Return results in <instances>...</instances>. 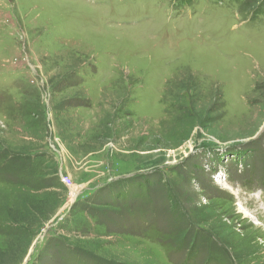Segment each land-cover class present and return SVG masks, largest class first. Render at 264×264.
Returning a JSON list of instances; mask_svg holds the SVG:
<instances>
[{
    "label": "rangeland",
    "instance_id": "obj_1",
    "mask_svg": "<svg viewBox=\"0 0 264 264\" xmlns=\"http://www.w3.org/2000/svg\"><path fill=\"white\" fill-rule=\"evenodd\" d=\"M0 264H264V0H0Z\"/></svg>",
    "mask_w": 264,
    "mask_h": 264
},
{
    "label": "built area",
    "instance_id": "obj_2",
    "mask_svg": "<svg viewBox=\"0 0 264 264\" xmlns=\"http://www.w3.org/2000/svg\"><path fill=\"white\" fill-rule=\"evenodd\" d=\"M63 180H64V177L62 178V182H63L64 184H66V183H65V180H64V181H63ZM76 195H77V194H75V196H76Z\"/></svg>",
    "mask_w": 264,
    "mask_h": 264
},
{
    "label": "bare ground",
    "instance_id": "obj_3",
    "mask_svg": "<svg viewBox=\"0 0 264 264\" xmlns=\"http://www.w3.org/2000/svg\"><path fill=\"white\" fill-rule=\"evenodd\" d=\"M217 183H221V182H217ZM72 195V194H71ZM240 212V211H239Z\"/></svg>",
    "mask_w": 264,
    "mask_h": 264
}]
</instances>
